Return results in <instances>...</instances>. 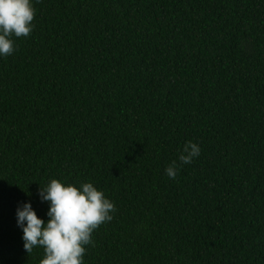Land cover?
Here are the masks:
<instances>
[{"label":"trees","instance_id":"16d2710c","mask_svg":"<svg viewBox=\"0 0 264 264\" xmlns=\"http://www.w3.org/2000/svg\"><path fill=\"white\" fill-rule=\"evenodd\" d=\"M33 4L0 57V264H39L17 209L47 221L53 178L115 203L84 264H264V0Z\"/></svg>","mask_w":264,"mask_h":264},{"label":"clouds","instance_id":"9594fccd","mask_svg":"<svg viewBox=\"0 0 264 264\" xmlns=\"http://www.w3.org/2000/svg\"><path fill=\"white\" fill-rule=\"evenodd\" d=\"M36 11L33 0H0V57L16 51L17 39L31 36ZM200 153L197 143L186 142L178 159L165 169L166 175L175 179L181 167ZM40 197L50 202L47 221L37 215L30 202L17 209L24 249L29 255L34 248H42L39 264H84L86 246L94 244L93 233L113 219L115 203L93 182L77 185L56 178L40 188Z\"/></svg>","mask_w":264,"mask_h":264}]
</instances>
